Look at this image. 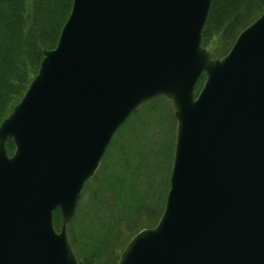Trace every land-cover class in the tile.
<instances>
[{
	"label": "water",
	"instance_id": "95a60500",
	"mask_svg": "<svg viewBox=\"0 0 264 264\" xmlns=\"http://www.w3.org/2000/svg\"><path fill=\"white\" fill-rule=\"evenodd\" d=\"M210 2L71 0L0 120V264H81L66 223L83 183L120 124L160 95L175 119L168 188L116 264H264V8L212 56Z\"/></svg>",
	"mask_w": 264,
	"mask_h": 264
},
{
	"label": "trees",
	"instance_id": "16d2710c",
	"mask_svg": "<svg viewBox=\"0 0 264 264\" xmlns=\"http://www.w3.org/2000/svg\"><path fill=\"white\" fill-rule=\"evenodd\" d=\"M70 5L71 0H0V120L35 73L42 50L55 44ZM263 8L264 0H211L201 44L212 56L224 54L236 33ZM165 100L155 96L129 114L83 183L75 213L66 223L81 264H116L129 237L157 220L168 188L174 138L175 119L163 111ZM5 146L9 154L10 138ZM52 220L58 229L57 209Z\"/></svg>",
	"mask_w": 264,
	"mask_h": 264
},
{
	"label": "rangeland",
	"instance_id": "374dc122",
	"mask_svg": "<svg viewBox=\"0 0 264 264\" xmlns=\"http://www.w3.org/2000/svg\"><path fill=\"white\" fill-rule=\"evenodd\" d=\"M162 102H163V104H162L163 111L166 112V113H169V114L171 113V115H172V107H171V104H170V100L168 99L167 101L165 100V101H162ZM149 104H152V103L150 102ZM154 127L156 128V130L158 129V122L155 124ZM174 128H175V121H174Z\"/></svg>",
	"mask_w": 264,
	"mask_h": 264
}]
</instances>
